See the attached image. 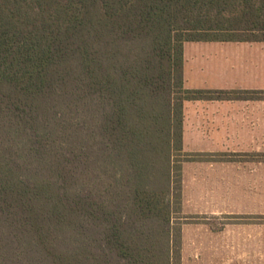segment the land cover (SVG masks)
<instances>
[{
	"label": "trees",
	"instance_id": "1",
	"mask_svg": "<svg viewBox=\"0 0 264 264\" xmlns=\"http://www.w3.org/2000/svg\"><path fill=\"white\" fill-rule=\"evenodd\" d=\"M264 43V0H0V264H182L185 43Z\"/></svg>",
	"mask_w": 264,
	"mask_h": 264
},
{
	"label": "rangeland",
	"instance_id": "2",
	"mask_svg": "<svg viewBox=\"0 0 264 264\" xmlns=\"http://www.w3.org/2000/svg\"><path fill=\"white\" fill-rule=\"evenodd\" d=\"M186 49L233 53L236 57L225 60L232 63L225 70L233 84L261 87L257 98L263 99L227 111L233 121L230 129L220 132L224 136L186 137L184 152L218 151L219 164L202 167L199 185H187L182 264H264V43H189ZM247 52L254 57H237ZM241 60H262L263 68H241ZM194 109H189L190 115Z\"/></svg>",
	"mask_w": 264,
	"mask_h": 264
},
{
	"label": "crops",
	"instance_id": "3",
	"mask_svg": "<svg viewBox=\"0 0 264 264\" xmlns=\"http://www.w3.org/2000/svg\"><path fill=\"white\" fill-rule=\"evenodd\" d=\"M190 43H206V42H190ZM215 43V42H209ZM219 43V42H216ZM189 43H185L183 50V77H184V88L192 91H211L214 93H233V92H252L254 98H213L209 100H191L184 103V122H183V149L186 146V137H221L224 134H220L221 131L230 129L231 121H233L232 115L226 113L229 112L236 106H240L241 103H250L252 101H258L261 98H257L259 93L262 91L261 87L257 86H243L234 85L232 77L228 75L225 70L232 63H225V60H229L232 57H236L233 53L228 51H217L213 55L209 53H203L201 51L189 52L186 46ZM240 44V43H238ZM243 44V43H242ZM247 44V43H244ZM239 58H253V53H238ZM260 56V55H259ZM261 55L259 58H262ZM248 62V61H247ZM248 64L247 66H245ZM252 64L253 66H250ZM241 68L255 69L263 68L262 60H256L252 63H245L241 60L238 64ZM208 69V70H207ZM195 108L193 115L189 114V109ZM208 111H207V110ZM189 116H194L191 119ZM200 151V152H199ZM197 152H186V153H204V154H218V151L207 152L203 149ZM219 163L216 161L212 162H186L183 167V198H186L187 185L189 186L194 182L199 185L198 177L202 176L201 173H197L202 167L217 166ZM193 170L194 173L190 175L189 170ZM191 177V178H190ZM190 181L188 182V180ZM195 185V186H196ZM183 209H186V204H183Z\"/></svg>",
	"mask_w": 264,
	"mask_h": 264
}]
</instances>
